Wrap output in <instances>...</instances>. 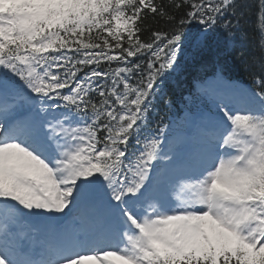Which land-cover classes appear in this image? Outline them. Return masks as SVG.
<instances>
[{
    "label": "snow or ice",
    "instance_id": "obj_1",
    "mask_svg": "<svg viewBox=\"0 0 264 264\" xmlns=\"http://www.w3.org/2000/svg\"><path fill=\"white\" fill-rule=\"evenodd\" d=\"M237 8L0 0V264H264V77L217 66L150 123L183 48L244 38ZM257 30L264 54V0Z\"/></svg>",
    "mask_w": 264,
    "mask_h": 264
},
{
    "label": "trees",
    "instance_id": "obj_2",
    "mask_svg": "<svg viewBox=\"0 0 264 264\" xmlns=\"http://www.w3.org/2000/svg\"><path fill=\"white\" fill-rule=\"evenodd\" d=\"M166 4L167 0H162ZM237 12H243L241 31L237 32L232 46L226 40V34L218 26L208 38V47L203 51H193L191 47L181 50L178 57L179 71L164 84L165 95L157 98L155 113H150V123L166 118L176 110V102L180 101L185 93L180 89L182 85L187 87L204 76L213 74L217 66L222 67L223 75L227 79L239 80L253 85L254 78L264 77V54L256 46L260 33L257 30V14L259 12V0H237ZM231 18V17H230ZM146 31L143 39H148L152 30L166 31L170 25L160 17L152 18V14L145 19ZM243 53V55H241ZM171 101V106L166 101Z\"/></svg>",
    "mask_w": 264,
    "mask_h": 264
},
{
    "label": "rangeland",
    "instance_id": "obj_3",
    "mask_svg": "<svg viewBox=\"0 0 264 264\" xmlns=\"http://www.w3.org/2000/svg\"><path fill=\"white\" fill-rule=\"evenodd\" d=\"M65 211H67V209Z\"/></svg>",
    "mask_w": 264,
    "mask_h": 264
}]
</instances>
